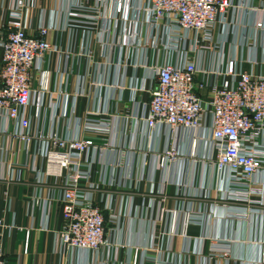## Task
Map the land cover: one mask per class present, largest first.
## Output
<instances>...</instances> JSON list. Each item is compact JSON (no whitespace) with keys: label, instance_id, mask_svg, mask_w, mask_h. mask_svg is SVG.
Listing matches in <instances>:
<instances>
[{"label":"crops","instance_id":"0c3cea01","mask_svg":"<svg viewBox=\"0 0 264 264\" xmlns=\"http://www.w3.org/2000/svg\"><path fill=\"white\" fill-rule=\"evenodd\" d=\"M21 1L26 5L25 25L34 32L42 24L53 26L50 38L64 52L49 54L43 63L52 73V94L59 110L55 116L49 97L42 110L32 108V133L47 134L53 130L72 137L80 134L76 115L107 109L111 114L110 131L98 138L108 147L104 145V150L95 154L93 167L92 182L100 187L91 191L100 205L108 206L104 212L110 244L95 254L61 243L62 206L51 202L58 186L53 180L37 182L35 155L27 152L26 143L15 137L16 124L0 120V251L6 259L12 264H124L137 247L143 251L158 244L161 251L149 254L162 258V250L180 252L188 247L190 239L196 254H207L214 243L207 238L210 236L229 247L232 261L224 264H241L237 263L241 259L244 264H258L264 257V184L252 185L261 192L251 196L253 203L231 201L226 178L210 164L215 151L208 128L183 130L173 136L167 127L154 130L147 126L149 94L135 89L147 75L142 65L146 59L142 46L123 47L121 56V47H104L97 33L89 38L82 30H69L68 10L77 0ZM243 1L258 9L230 12L229 20L236 26L226 30L224 24L220 25L216 41L222 42V48L205 53L202 66L222 68L229 58L236 57L243 70L264 74V34H257L255 28L257 21L264 20V0H235L239 4ZM18 2L0 0V38L6 34L2 25ZM95 2L89 0L88 4L94 6ZM139 29L146 40L148 29ZM114 38L118 43L126 39L120 34ZM89 49L90 56L79 55ZM1 56L0 48V61ZM60 87L68 94L66 97L57 91ZM77 93L81 95L73 115L72 99ZM169 148L177 150V158L162 167L155 152ZM111 180L118 184L111 186ZM256 181L264 183V174H258ZM202 206L206 216L202 223L189 226L190 238L180 233L181 212L176 217V235L170 234L171 216L162 215L161 220L162 207L195 210ZM238 207L260 210L240 218ZM115 216L116 223L111 221ZM27 233L29 252L25 254ZM190 262L203 263L194 257Z\"/></svg>","mask_w":264,"mask_h":264},{"label":"built area","instance_id":"2783aa9c","mask_svg":"<svg viewBox=\"0 0 264 264\" xmlns=\"http://www.w3.org/2000/svg\"><path fill=\"white\" fill-rule=\"evenodd\" d=\"M88 1L77 0L68 10L67 28L82 30L89 38L97 33L104 47H121V56L124 48L142 46L146 58L142 65L147 75L135 89L149 94L147 126L154 130L167 127L173 136L183 130L208 128L215 151L210 164L226 178L228 199L253 203L251 196L261 192L252 185L264 184L256 181L258 174H264V74L243 70L236 57L229 58L224 68L204 67L201 60L205 53L221 50L222 42L216 41L220 25L224 24L226 30L236 26L229 20L232 10L258 8L235 0H96L94 6ZM25 9L26 5L19 0L2 25L6 34L0 38V120L16 124L15 137L26 143L27 152L35 155L37 182L53 180L58 186L51 202L62 206L61 243L99 254L110 244L104 212L108 206L100 205L91 193L100 187L92 182V174L95 154L104 150V145L108 147V143L102 145L98 138L110 131L111 114L107 109L76 115L80 134L72 137L53 130L47 134L32 133V108L42 110L49 97L55 116L59 110L52 94V73L43 63L49 54L64 52L50 38L53 26L42 24L34 32L25 25ZM139 26L148 29L144 41ZM255 28L257 34L263 35L264 20L257 21ZM117 34L127 40L116 42ZM91 54V49L79 52L81 56ZM57 91L61 96L68 95L62 87ZM80 95L73 96V115ZM177 155L175 148L155 152L162 167L174 162ZM109 184L118 183L111 180ZM204 206L195 210L162 207L161 220L162 215H170L173 219L170 234L176 235V217L181 212L180 233L190 238L189 226L202 223L206 216ZM238 209L240 218L260 210ZM117 217L111 221L116 223ZM207 238L214 242L207 254H196L198 251L193 249L190 239L188 247L180 252L162 250V258L149 254L161 251L158 244L143 251L137 247L124 264H191L192 257L200 258L202 264L232 261L231 251L223 240ZM29 241L27 233L25 254L29 252ZM238 262L244 264L243 259ZM0 264H12L1 251ZM258 264H264L263 256Z\"/></svg>","mask_w":264,"mask_h":264}]
</instances>
